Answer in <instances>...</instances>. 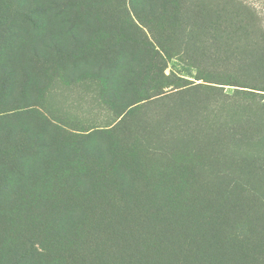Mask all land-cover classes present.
Listing matches in <instances>:
<instances>
[{"label":"rangeland","instance_id":"rangeland-1","mask_svg":"<svg viewBox=\"0 0 264 264\" xmlns=\"http://www.w3.org/2000/svg\"><path fill=\"white\" fill-rule=\"evenodd\" d=\"M225 6L0 0V264H264V90L229 77Z\"/></svg>","mask_w":264,"mask_h":264},{"label":"trees","instance_id":"trees-1","mask_svg":"<svg viewBox=\"0 0 264 264\" xmlns=\"http://www.w3.org/2000/svg\"><path fill=\"white\" fill-rule=\"evenodd\" d=\"M222 2L226 5L225 9H223L226 19L232 20V24L238 23L237 26L230 28L231 31L228 35L230 46L237 47L241 45L235 49L237 50L236 57L231 56L233 59L231 63H235L236 68L241 70V75H236L235 77L231 74L229 77H233L232 79L240 77L243 85L249 86V83H252L255 90L263 91L264 26L261 24L262 19H264V0H258L259 4H261L259 8L248 4L244 0H222ZM236 53L234 52V55ZM238 56L239 59H237ZM236 189L243 190L244 196L246 194L253 196L255 193L251 186L247 184L237 186ZM254 202H258V199L254 198ZM260 203L264 202L259 200Z\"/></svg>","mask_w":264,"mask_h":264}]
</instances>
